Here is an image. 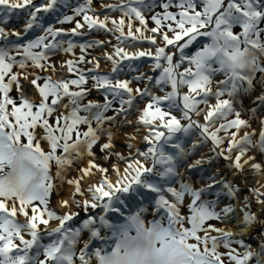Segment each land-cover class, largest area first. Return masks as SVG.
<instances>
[{"label":"snow or ice","instance_id":"1","mask_svg":"<svg viewBox=\"0 0 264 264\" xmlns=\"http://www.w3.org/2000/svg\"><path fill=\"white\" fill-rule=\"evenodd\" d=\"M92 4L93 0H84L68 15L61 12V7H71L68 0H40L39 3L0 0V264H250L253 259L255 264H264V243L259 250L252 249L243 240L234 241L233 231L211 223L227 225L235 221L237 228H248L254 222L264 224L259 220L264 215V192L251 189L257 203L262 205L259 212H253L252 197L245 196L241 201L239 187L223 177L217 179L218 173L205 186L196 188L181 179L176 187L175 178L180 175L177 165L187 158L188 150L182 143H173L177 133L188 134L196 127L205 140L211 139V151L228 160L230 168L242 173L247 165L256 173L264 171V166L250 155L253 151L264 154V119L259 120L258 133L251 125V121L259 119L257 108L264 106V0H178L177 14L168 11L173 0H167L162 4L164 12L152 15L157 27L151 29L146 27L143 8H151L152 4L145 0H119L117 4L101 5L122 12L118 20L109 16L101 19ZM47 16L55 17L61 25L74 22L75 27L68 30L56 27L46 23ZM77 16L83 22L76 20ZM16 17L22 18L23 24L10 28ZM133 17L143 30L138 27L133 31ZM125 18H128L127 24ZM162 21L174 22L175 26L166 25L173 33L171 37L161 31ZM109 22L112 28L108 27ZM236 27L241 31H234ZM85 28L118 33L116 39L121 44L148 40L156 45L159 33L163 44L156 46L154 53L151 50L130 53L118 46L114 53H105V57L112 62L111 73L117 74L122 71V61L151 57L153 69L160 70L155 85L161 88L170 85L171 90L156 95L148 86L134 89L129 80L86 74L80 64L93 63L95 69L100 66L95 57L92 61L85 59L87 50L110 41L76 44L72 39L62 38L65 34L83 36ZM37 30L41 34L27 38ZM146 31L153 35H145ZM198 38H207V42L189 55L187 50L194 42H200ZM169 46L175 51H166ZM77 47L81 49L79 57L61 62L76 78L53 80L51 76L29 71L30 68L55 71L51 57L61 50L73 53ZM127 67L135 70L131 63ZM218 73L224 79L216 81ZM89 79L93 82L92 88L103 90V102L84 103L92 90L88 87ZM134 79L151 82L154 78L141 73ZM22 81L37 90L39 101L27 98ZM257 85L260 92L253 99L256 106L249 110L248 119L242 118L244 110L239 98L241 94L253 92ZM14 87L19 100L11 96ZM182 87L187 92L182 93ZM145 97L148 102L138 110L137 123L148 129L143 137L149 145L147 151L133 150L134 146L127 143V156L114 152L111 125L123 117L120 126H131L133 122L127 116L136 109L137 98ZM117 101L119 106L114 107ZM109 111L114 115H106ZM174 111L181 112V117L174 115ZM193 114H203L204 123L194 120ZM103 136L107 137L100 145L101 152L107 153L104 159L115 155L125 163L124 176L116 182L107 178V168L96 163L93 148ZM132 138L128 136L129 140ZM166 145L176 151H166ZM85 156L90 159L86 167L79 169L81 176L66 181L74 185V194L70 200L60 201L61 207L71 202L89 213L79 227H72L68 222L79 213L58 214L50 207V197L57 191L56 181L63 182L74 162L83 161ZM149 159L150 164L144 163ZM202 163L198 159L187 167L196 168ZM94 169L103 177L85 190L81 186L83 179L92 175ZM113 170L119 175L117 165H113ZM217 188L221 191H216ZM85 191L90 199L75 198L84 196ZM129 193L145 197L154 194L155 210L160 218L146 223L143 213L147 209L140 207L127 215L123 223H112L106 214L123 216L118 205H124L122 196ZM208 194L216 198L208 199ZM186 197L190 202L185 205ZM224 198H231L235 203L220 207ZM182 207L189 210L187 215L182 213ZM96 209L102 212L93 215L92 210ZM19 216L24 220L20 221ZM53 220L59 222L58 226L49 228ZM85 231L89 237L82 241ZM81 241L82 247L78 248ZM94 242H101L100 246H94ZM234 242L245 250L237 252L232 246ZM221 245L226 252L219 251Z\"/></svg>","mask_w":264,"mask_h":264},{"label":"bare ground","instance_id":"2","mask_svg":"<svg viewBox=\"0 0 264 264\" xmlns=\"http://www.w3.org/2000/svg\"><path fill=\"white\" fill-rule=\"evenodd\" d=\"M105 1H109V2H103V4H117L118 2H119V0H105ZM36 2L37 3H39L40 2V0H36ZM68 2H69V4L71 5V3L70 2H79V0H68ZM84 2V0H80V3H83ZM72 6V5H71ZM98 7H100V6H98ZM97 7V8H98ZM68 8H64V7H61V12L63 13L64 11H66ZM96 11V10H95ZM67 12V11H66ZM117 14H121L119 11H117L116 12ZM96 14L101 18V19H103L104 17H102V16H109V17H112V18H120L122 15H111V14H103V13H101V14H99V12L97 13L96 12ZM51 20H52V23L56 26V27H62V28H64V25H61V24H58V23H56V19H55V17H53V16H47L46 17V23H50L51 22ZM81 22H83L82 21V19L80 20ZM129 21H127V23H128ZM23 24V19L22 18H19V17H16V18H14V20H13V22L9 25V27L10 28H19L21 25ZM108 25H112L111 24V22H109V24ZM75 27V26H74ZM67 28V27H66ZM135 28H137V27H134V25H133V31H135ZM67 29H71V28H67ZM87 30V28H85V29H83V31H86ZM97 30V29H96ZM142 30H143V28H142ZM96 33V32H95ZM103 33V32H102ZM127 33V27H126V31H125V34ZM39 34H41L40 32H39V30H37V32H35V33H32V34H30L27 38L28 39H31V38H34L35 37V35H39ZM145 35H147V36H149L150 35V33L148 32V31H146L145 33H144ZM95 35V36H94ZM93 36H94V38H97L99 41L100 40H103L104 39V37H100L99 36V34L98 35H96V34H94ZM106 35H108V34H106ZM168 35L171 37L172 35H173V33L172 32H168ZM85 36H87V35H85ZM78 37H80V36H71L70 34H65V36L64 37H62L63 39H72L73 40V42L74 43H76V44H78V41L77 42H75V40L76 39H78ZM92 37V36H91ZM115 37H116V35H115ZM159 37H161V36H159ZM159 37H157L159 40H162V38H159ZM87 38V37H86ZM12 39H15V37H13ZM88 40V39H87ZM104 41V40H103ZM205 41V38H201V40H200V43L202 44L203 42ZM138 44H140V45H142L143 47L145 46V42L144 41H140V42H138V43H136L135 45H138ZM158 44V43H157ZM163 44V42L161 41V43H160V46ZM197 43H195L194 42V44H193V46H195ZM134 45V46H135ZM106 46V45H105ZM124 47L125 48V50L126 51H128V52H135V51H138V50H151L153 53L155 52V47L156 46H159V45H156V46H154V45H152V48H147V47H144V48H136V47H134V46H132V47H125L124 45H119L118 43H113L111 46H109V47H107V48H105V49H100V50H98L99 52H98V55H97V58H98V60H99V68H100V70H95V71H109L110 73H111V67H112V62L111 61H109V60H107L106 59V57H105V53H114V50H115V48L116 47ZM80 48L79 47H77V48H75L74 50H73V53H64L62 50L61 51H59L58 53H57V57H55V61L56 62H58V64H56V66L61 70V71H63V72H68L67 71V68L66 67H62L61 66V62H63V61H66V60H69V59H75L76 57H78V55L80 54ZM193 51V50H192ZM141 58H143V57H141ZM151 57H144V61H145V59H147V60H149ZM177 59H178V54H177V57H176ZM140 59V58H139ZM139 59H137V60H134V62H133V64H134V66H132L133 67V69H135V70H129V68L127 67V68H123V67H121L122 68V71L124 72V71H126V73H127V75L128 76H133L132 75V73L133 72H135V71H137V70H139V68H141L142 66V64H143V62L142 63H140V64H137L135 61H138ZM51 60H53V59H51ZM146 60V61H147ZM130 62L129 61H127V60H125V61H122L121 62V66L122 65H124V64H129ZM152 65H153V63L149 66L152 70V77L154 78V80H155V78H157L159 75H160V70L159 69H154L153 70V67H152ZM185 67L187 66V64L185 63V65H184ZM93 67H95V66H93ZM31 69V68H30ZM29 69V71H32V70H30ZM182 69H183V67H182ZM35 71V70H34ZM121 71V72H122ZM182 71V70H181ZM52 72V71H51ZM49 73V72H48ZM157 74H159V75H157ZM47 75H50L52 78H54L55 80H60V79H62L61 78V76L62 75H57L56 73L55 74H53L52 75V73H49V74H47ZM66 75H68V73L66 74ZM23 83H24V86H25V95L27 96V98H29L30 100H36V101H39V96H38V94H37V90L34 88V87H32V86H30L29 84H28V82H26V81H22ZM150 82V81H149ZM152 82V81H151ZM150 82V83H151ZM167 87V86H166ZM161 87L160 86H158V85H156L155 86V88L152 90V92L153 93H155L156 95H164L165 93L164 92H162V89H160ZM167 90L168 91H170L171 90V88H170V85L168 86V88H167ZM259 90H260V88H258L257 90H256V93L254 94V96L253 97H251V98H248V100H244L243 98H241L240 99V101H242V106H243V112H242V118H245V119H248V116H249V110L252 108V107H255L256 105H254L253 104V99H254V97L256 96V94L258 95V93H259ZM181 92L183 93V92H187V90L186 89H184V88H181ZM94 101H95V99H94ZM67 102V101H66ZM213 103L215 102L214 100L212 101ZM143 103L144 102H141V103H139V105H143ZM138 105V106H139ZM239 106V105H238ZM140 109H143V106H142V108H140ZM61 111H64V109H60ZM177 113L175 114L177 117H180L181 116V112H179V111H176ZM139 112L136 114V116L135 117H133L132 118V122H133V124H132V127L134 128V127H136V126H139V125H142V124H139V123H136L137 122V120H138V116H139ZM257 116L259 117V119H257V120H260V119H264V106H261V107H258L257 108ZM193 119L194 120H196V121H198L200 124H203L204 123V116L202 115L201 117H199V118H197L194 114H193ZM185 122V121H184ZM257 121L256 120H253V121H251V125H252V128H254V129H256L257 130V133L259 132V129H260V127H261V125L259 124L257 127L255 126V123H256ZM260 123V122H259ZM258 124V123H257ZM138 128H134V130H137ZM134 130L133 129H130V130H128V133H127V136H124V131H122V136L123 137H125V139H128V136L129 135H135V133H134ZM138 130H142V129H138ZM148 130V129H147ZM161 130V129H160ZM245 130H247V129H245ZM161 131H166V130H164V129H162ZM192 131H194V129H192ZM197 133V135H196V137H193L192 138V144L193 145H197V144H199L200 146H201V143L204 141V136H202L201 135V131L199 130L198 131V129L195 127V131H194V133ZM114 133V132H113ZM241 135H243V132H241L240 133ZM113 136H115V135H113ZM142 137V136H141ZM177 137V136H176ZM107 138V137H106ZM255 138H257V137H255ZM123 139V138H122ZM124 140V139H123ZM122 140V141H123ZM139 141H140V138L138 139ZM138 140H134L133 138L132 139H130L129 141H132V142H134V141H137L138 142ZM103 141H105L104 139H103ZM102 141V142H103ZM177 141H176V138L173 140V143H176ZM213 144V143H212ZM45 147H46V145H45ZM120 147H122V146H117L116 148H117V151L119 152V153H121V154H123L125 151H126V149H123V148H120ZM193 147V146H192ZM126 148V147H125ZM165 148H166V151H168L169 152V150H170V152L172 153V151H173V148L171 147V145H166L165 146ZM200 149V148H199ZM134 150V149H133ZM126 153V152H125ZM196 153V152H195ZM211 153V152H210ZM202 155V154H201ZM250 155H254L255 156V161L256 162H258V163H261L262 164V166H264V157L262 156V154H260L259 152H256V151H253V152H251L250 153ZM203 156H199V158H196V159H194V160H192L191 161V164L192 163H194V161H196V160H198V159H204V160H207L205 163H204V165L202 164V165H200V166H197V168H188V167H186L185 165H181V163H179L178 165H177V167H178V171H179V173L182 175L181 176V178L183 177V179H187L188 180V182H190V183H192L193 185H194V187H196V188H199V187H202V186H205L207 183H209V178L213 175V174H216V173H218L219 175H217V179H220V177H221V173H220V171L222 170V172H225V173H231L230 174V176H229V178L230 179H232V178H235L237 181H239V179H240V181L242 182V183H244L245 184V186H244V188L243 189H241L240 191H239V196H240V200L242 201L243 200V198L245 197V196H250V197H252V198H254V195L252 194V192H251V189L252 188H259L260 189V191L261 192H264V171H262V172H260V173H256V172H254L251 168H250V166H245V168H244V170H243V172L242 173H240V172H237L236 170H234V169H232V168H230L229 167V161L228 160H225V163H227V164H224L223 166H217V165H215L214 164V166H216V168H214L213 169V174L211 173V172H209V174L208 175H206V177L205 178H203L202 177V175H203V172L207 169V168H209V166H213V164H212V162L213 161H215L214 160V158L216 157V155H215V153L213 154L212 153V155H207V156H204V158H202ZM210 158H213V159H211V162H209V160H210ZM90 159V157H87V156H85L84 157V159H83V161H81V164H79L78 165V167H77V170L75 171H72V175L68 178V180H71V179H74V178H77V177H80L81 176V173H80V171H79V169L80 168H83V167H86L87 166V163H88V160ZM115 159V161L116 160H118V158L116 157V158H114ZM103 163H105V162H103V161H101V162H97V164H100V165H102V166H106V164H103ZM116 163V164H115ZM113 162V163H111V165H108L109 166V168H110V174H109V180H111V181H113V182H116L119 178H122L123 176H124V168H125V165L124 164H118V163H120L119 161L117 162ZM217 163V162H216ZM224 163V162H223ZM117 165L118 167H119V169H120V172H119V175H117V173L113 170V165ZM146 164H148V163H146ZM183 164V163H182ZM209 165V166H208ZM98 174H100L101 175V173L98 171V170H93V172H92V175H90V176H87V177H85L84 179H83V183H82V185L87 189V187L89 186V185H92V184H96V183H98L101 179H102V177L101 178H99V177H97L98 176ZM198 175H200V178L202 179L201 181V184L199 185V186H197V183L199 182V178H198ZM224 175H226V174H224ZM204 176V175H203ZM67 181V180H66ZM66 181H64L61 185H62V190H61V192L60 193H57V195L54 197V206H55V208L57 209V210H61V211H64V212H78L79 210H77V211H75V205L74 204H72L71 202L69 203V205L67 206V207H61V205H60V201H62V200H64V199H69L70 200V197L74 194V192H75V187H74V185H69ZM59 184V183H58ZM85 189V190H86ZM218 189V188H217ZM217 189H216V191H217ZM131 194V195H130ZM130 194H126L125 196H129L130 198V200H126L125 201V203H124V205H118L121 209H122V211H123V213H124V215L123 216H121L119 213H111V214H106L107 215V218L112 222V223H115V224H118V223H123L124 221L123 220H125V217L127 216V215H129V214H132V213H134V212H136L140 207H145L146 209L148 208V210H147V212L146 213H143V218L147 221H151V220H154V219H159L160 218V216L159 215H157V213H156V210H155V204H154V194H150V195H148L147 197H145V196H143V195H140V194H138V193H130ZM124 197V196H123ZM91 197H90V194H88L87 192H85V195L81 198V201L83 200V199H90ZM126 198V197H125ZM124 198V199H125ZM206 198H208V199H215L216 197L214 196V195H212V194H208L207 196H206ZM253 201V200H252ZM190 202V198H187L186 197V199H185V204H187V203H189ZM254 202V201H253ZM255 203V208H256V211L255 212H259V209L262 207V205H260V204H258L257 203V201H255L254 202ZM181 211H182V213L184 214L186 211L184 210V209H181ZM92 212L94 213V215H96V214H98V213H101L102 212V210L101 209H97V211L96 210H92ZM97 212V213H96ZM63 213V212H62ZM79 214H81V213H79ZM82 215H79L78 217H74L73 218V221L72 222H68L70 225H74V224H76L80 219V217H81ZM84 216L85 217H87L88 216V213H85L84 214ZM122 218H121V217ZM119 217L122 219V220H119ZM147 217H148V219H147ZM97 219H98V216H97ZM150 219V220H149ZM259 220H262V221H264V215H260L259 216ZM58 221H53V222H51L50 223V225H49V228H55V227H57L58 226ZM82 223V222H81ZM225 226V230H231V231H233L234 233H235V235H234V237H233V239H235V240H243L244 242H245V244L246 245H248V246H250L252 249H255V250H259V248H260V245L262 244V243H264V238H261L260 237V235H258V232L261 230V225H260V223L259 222H254L251 226H249L248 228H237L236 226H235V221H232V222H230L229 224H227V225H224ZM77 227V226H76ZM259 228V229H258ZM264 228V227H263ZM107 235H111V233L108 231V230H103ZM213 235H217V233H212ZM83 235H84V239L83 240H87L88 239V237H89V233H87L86 231L85 232H83ZM257 237H260L261 239L259 240ZM46 239V238H45ZM45 242H46V240H45ZM100 243L101 242H94V246H100Z\"/></svg>","mask_w":264,"mask_h":264},{"label":"rangeland","instance_id":"3","mask_svg":"<svg viewBox=\"0 0 264 264\" xmlns=\"http://www.w3.org/2000/svg\"><path fill=\"white\" fill-rule=\"evenodd\" d=\"M103 2H109V1H105V0H93V4H92V7L96 10V12L98 13L99 12V14H101V13H103V14H111V15H122V12H120L119 10H113V9H106V8H102L101 7V5L103 4ZM165 2H167V0H145V3H150V4H152V7L151 8H143V14L145 15V18H146V27H147V29H151V28H155V27H157V25L155 24V21H153L152 19H151V17H152V15H155V14H162L163 12H164V9H163V7H162V4L163 3H165ZM71 3V7H68V9L66 10V11H64L63 13H66V14H68V15H72L73 14V12H72V8H74V5L75 6H77L78 4H81L80 3V0H79V2H70ZM176 3H178V0H173V6L172 7H170L169 9H168V11H170V12H172L173 14H177L179 11H180V9L178 8V7H176L175 6V4ZM109 4V3H108ZM98 6H100V7H98ZM133 6H139V7H143V6H140V5H133ZM98 7V8H97ZM117 11H119L121 14H117L116 12ZM90 15L92 14V13H89ZM102 17H104V16H102ZM76 20H81L82 19V17H80V16H77L76 18H75ZM115 19H119V18H115ZM125 21H126V24H127V21H128V18H125ZM132 23H133V25H134V27H140V28H143V26H141L140 25V23H139V21L138 20H135V18L133 17L132 18V21H131ZM49 23V22H48ZM50 23H52V20H51V22ZM169 23H172V25L173 26H175V24H174V22H169V21H162V25L160 26V28H161V31H166V32H171V31H169L168 30V28L166 27V25L167 24H169ZM53 24V23H52ZM109 24V23H108ZM62 25H64V29H66V30H68L67 28H73L74 26H75V23L74 22H69V23H65V24H62ZM67 27V28H66ZM108 27L109 28H112V25H108ZM124 31H126V27H125V29H124ZM127 31H128V29H127ZM234 31H236V32H239V31H241V29L239 28V27H236L235 29H234ZM86 34L85 35H87L86 37V41L87 42H90V41H93V40H98L97 38H94V34H96V35H98L99 34V36L100 37H104V41H110V43H106V44H104V45H102V46H97V47H94V48H90V49H88L87 50V53L85 54V59L87 60V61H92V59H93V57H95V58H97V55H98V50H100L101 48L102 49H105V48H107V47H109V46H111L113 43H118L119 45H124L125 47H132V46H134L136 43H138V42H140V41H144L145 42V46L144 47H147V48H152V43L150 42V41H148V40H137V41H127V42H124L123 44H121V42L120 41H117V39H116V37H115V35H118V33H116V34H113V33H110V32H106L105 30H102V29H95V30H91V31H89L88 29L86 30V31H84ZM96 32V33H95ZM103 32V33H102ZM149 33H150V35H153L150 31H148ZM106 34H108V35H106ZM85 35H83V37L85 36ZM94 35V36H93ZM149 35V36H150ZM92 36V37H91ZM160 35H159V33H157L156 34V40H157V43H156V45H159L160 46V43H161V41L162 40H159L157 37H159ZM159 38H162V37H159ZM88 39V40H87ZM198 39H200L201 40V38H198ZM77 40V39H76ZM103 40H100V41H103ZM99 41V40H98ZM163 42V41H162ZM203 43H205V41L203 42ZM202 43V44H203ZM202 44L199 42V43H197L195 46H191V49L193 50L192 51V54L199 48V47H202ZM106 45V46H105ZM131 45V46H130ZM156 45H154V46H156ZM134 47H138V48H144L142 45H140V44H138V45H135ZM175 51V49H172L171 48V46H169L168 47V49H166V51ZM191 54V55H192ZM81 55V50H80V54L78 55V57ZM55 57H57V54L55 55V56H52L51 57V59H53L52 60V62L55 64V71H53V70H51V69H49L48 71H45V72H41L40 70H35V71H37L38 73H39V75H41V76H50V75H47V74H49V73H52V75L53 74H57V75H62L61 76V78L62 79H68V80H70V79H74V78H76V75H75V73H69V72H63V71H61L57 66H56V64H58V62H56L55 61ZM18 59H19V57H18ZM98 59V58H97ZM147 59H145V61H144V57L143 58H140L138 61H135L137 64H140V63H142L143 62V64L141 65L142 67L139 69V70H137V71H135V72H133L132 73V75L133 76H128L127 75V73H126V71H120L118 74L117 73H110L109 71H95V70H100V68L99 69H95V67H93L94 66V64L93 63H84V64H80L79 65V67L80 68H82V69H84L85 71H86V74H88L89 76L90 75H109L110 77H114V78H116V79H124V80H129V81H131L132 83H131V86L135 89V88H137V87H139V88H141V89H143V88H145V86H148L149 88H150V90L152 91L154 88H155V83H154V79H153V81L150 83L147 79H143V80H136V79H134L136 76H138V75H140L141 73H144V74H146V76H151L152 77V75L154 74H152V69L150 68L151 66V64L152 63H154V61H153V59L152 58H150L149 60H147ZM133 62L134 61H131L130 63L132 64V66H134V64H133ZM127 66V64H124V65H122L121 67H123V68H127L126 67ZM150 66V67H149ZM185 67V66H184ZM89 69H95L94 71H92V72H90V73H88L87 72V70H89ZM30 70H32V71H34V69H30ZM154 70V69H153ZM180 70H183L182 68L180 69ZM13 71H17V69L16 68H14L13 69ZM52 71V72H51ZM49 72V73H48ZM68 73V75H66ZM157 75H159V74H157ZM52 78V77H51ZM53 80H55L54 78H52ZM222 79H224V76H223V74H217L216 76H215V80L216 81H219V80H222ZM257 79H259V74L257 75ZM92 81L89 79V81H88V87L89 88H91L92 90H91V92L89 93V95L86 97V99H85V101H84V103H87L89 100L90 101H94V99H95V101L96 102H103L104 101V99H105V95H104V92H103V90L101 89V90H97V89H95V88H92ZM70 87H72V86H70ZM258 85H257V88L253 91V92H250V93H247V94H241V96H240V98L239 99H241V98H243L245 101L246 100H248V98H251V97H253L254 96V94L256 93V90L258 89ZM167 88H168V86L166 87H163V88H160V89H162V92H164V93H166L168 90H167ZM183 88V87H182ZM187 89V88H186ZM73 90H75L74 88H73ZM259 92H260V90H259ZM253 95V96H252ZM257 95V94H256ZM258 95H259V93H258ZM11 96L13 97V98H15V99H17V100H19V93L16 91V89H15V87L13 88V90H12V92H11ZM67 100H65V103H67L66 102ZM141 102H144L143 103V105H139V103H141ZM148 102V98L147 97H145L144 99H140V98H137V102H136V109H134V110H132L131 112H130V114L127 116V119L128 120H132V118L133 117H135L136 116V114L139 112L138 110L140 109V108H142V106L144 107L145 106V104ZM139 105V106H138ZM114 107H118L119 106V104H118V101L113 105ZM61 111V110H60ZM65 111V110H64ZM177 112L176 111H174V115L176 114ZM82 115L84 114V113H81ZM106 115H108V116H112V115H114V113L112 112V111H109V112H107L106 113ZM203 114H201L200 116H196L197 118H199V117H201ZM181 117V116H180ZM121 120H123V117H121V119L120 120H118V121H115L112 125H111V127H112V131L114 132V135L115 136H113V142H114V145H115V147H114V149H113V151L114 152H118L117 151V146H122V147H120V148H123V149H126V153L124 152L123 153V155L124 156H127L128 155V152H129V149L126 147V144L127 143H131L133 146H134V150L135 149H139L140 151H147V148H148V144L144 141V139H143V137L148 133V130H147V128L145 127V126H143V125H139V126H136V127H134V128H138V129H142V130H134V128L132 127V125L131 126H127V125H124V126H120V124H121ZM257 122L255 123V126L257 127L260 123H259V120H256ZM52 122H54L53 120H50V123H52ZM137 123V122H136ZM182 123H185L183 120H182ZM258 123V124H257ZM133 124V123H132ZM93 126H95V125H93ZM83 127V126H82ZM105 127L107 128V127H109V125L108 124H105ZM130 129H133L134 130V133H135V135H133V139L134 140H138L139 138H140V141L138 140V142L137 141H134V142H132V141H129V139H125V137H123L122 136V131H124V136H127V133H128V130H130ZM163 128H161V130H162ZM192 129H194V131H195V127H193ZM192 129L190 130V132L188 133V134H183V133H177V137H175L176 138V141L177 142H179V143H182V145L188 150V156H187V158L185 159V160H183V161H181L180 163H181V165H185L186 167H187V165L188 164H191V161L192 160H194V159H196V158H199V156H203L202 158H204V156H207V155H212V153L214 154V152H212L211 151V149L213 148V144H212V142H211V139L210 138H208L207 140H205V138H204V141L201 143V146H199L198 148H194V147H192L193 146V144H192V138L193 137H196V135H197V133L195 132L194 133V131H192ZM198 129V128H197ZM198 131H199V129H198ZM220 135H224V133H220ZM142 136V137H141ZM184 136H187L186 138L187 139H190V142H188V140H186L185 138H184ZM124 140H123V139ZM174 138V139H175ZM255 138V137H254ZM103 139L105 140V141H103ZM123 140V141H122ZM186 140V141H185ZM103 141V142H102ZM107 141V138H106V136H103V137H101V140L94 146V148H93V151L95 152V155H96V163L97 162H101V161H103V162H105V163H103V164H106V166H103L104 168H107L109 171H108V177L107 178H109V174H110V168H109V166L108 165H111V163H115L116 161L118 162H120V163H118V164H124L125 165V163L123 162V161H120V160H116L115 161V159L114 158H116V156L115 155H112L108 160H105L104 159V156L105 155H107V153L106 152H101V150H100V145L101 144H103L104 142H106ZM192 141V142H191ZM46 147H47V145H46ZM126 147V148H125ZM223 147H227V143H225L224 145H223ZM200 148V149H199ZM176 150L175 149H173V151H172V153H174ZM169 152H170V150H169ZM196 152V153H195ZM211 152V153H210ZM171 153V152H170ZM202 154V155H201ZM215 155H216V153H215ZM263 155V154H262ZM264 157V156H263ZM203 160V165H204V163L207 161V160H204V159H202ZM214 160L215 161H213L212 162V164H213V166H209V168H210V172L213 174V169L214 168H216V166H214V164L215 165H217V166H223L224 164H227V163H225V159L223 158V157H220V156H217L216 155V157L214 158ZM150 159L148 160V161H144V163H148V164H150ZM195 162V161H194ZM217 162V163H216ZM224 162V163H223ZM183 163V164H182ZM79 164H81V161L80 162H74V166L72 167V168H70L67 172H66V175H65V180L64 181H66V180H68V178L72 175L71 173H72V171H76L77 170V167H78V165ZM116 164V163H115ZM114 164V165H115ZM201 164V165H202ZM197 168V167H196ZM55 167H53V169H52V172L54 173L55 172ZM223 170V169H222ZM222 170L220 171V173H221V177H223L224 179H226V180H228V181H231V182H234L235 183V185H237L238 187H239V189L241 190V189H243L244 188V186H245V184L244 183H242L241 181H240V179H239V181H237L235 178H232V179H230L229 178V176H230V174L231 173H225V172H222ZM209 174V173H208ZM224 174H226V175H224ZM181 174L179 175V176H177L175 179H176V184H175V186L176 187H179V182H180V180L181 179H183V177L181 178ZM97 177H99V178H101V177H103V174L101 173V175L100 174H98V176ZM220 177V178H221ZM198 178L200 179L199 180V182L197 183V186H199L200 184H201V178H200V175H198ZM184 180V182H188V180L186 179H183ZM63 181V182H64ZM63 182H61V181H56V183H57V185H58V187H57V191L55 192V193H53L52 195H51V197H50V207L52 208V209H54L58 214H63V213H66V212H64V211H59V210H57L56 208H55V206H54V197L57 195V193H60L61 192V190H62V183ZM59 183V184H58ZM84 189H86L83 185H81ZM86 192V191H85ZM130 194V193H129ZM131 195V194H130ZM238 195H239V193H238ZM83 196H80V195H76L75 196V198L77 199V200H81V198H82ZM126 197V198H125ZM240 197V196H239ZM122 198H125V201L126 200H130L129 198V196H122ZM252 200L255 202L256 201V198H255V196H254V198H252ZM252 201V205H251V209H252V211L253 212H255L256 211V208H255V203ZM229 202H232V203H235V201L234 200H231V198H224V199H222V201H221V204H220V207H223L225 204H228ZM75 205V204H74ZM186 205V204H185ZM75 211H77V210H79L78 211V213H81V214H79V215H82L79 219V221L76 223V224H74V225H70V226H72V227H79L80 226V224H81V222H83V219H86L87 217H85L84 216V214L85 213H88V212H84V211H82V209L81 208H78L76 205H75ZM181 209H184L186 212L184 213L185 215H187L188 213H189V210L187 209V207H182ZM147 210H148V208H147ZM147 210L144 212V213H146L147 212ZM96 211H97V209H96ZM63 212V213H62ZM71 212V211H70ZM97 213V212H96ZM78 215V216H79ZM88 215H89V213H88ZM93 215H94V213H93ZM46 218V217H45ZM18 219L20 220V221H23L24 220V217L23 216H19L18 217ZM147 219H148V217H147ZM150 220V219H149ZM53 221H55V220H53ZM53 221H50V223L51 222H53ZM145 222L147 223L148 222V220L146 221L145 220ZM50 223H49V225H50ZM211 223L212 224H215L217 227H224L225 228V224H222V223H219V222H217V221H211ZM261 226V230L258 232V235H260V237L262 238V237H264V224H260ZM42 228H43V225L41 226ZM49 227V226H48ZM259 229V228H258ZM260 237H257L259 240L261 239ZM26 238H30V237H28L27 235H26ZM83 239H84V235H83V233H82V241H83ZM46 242H48V238L46 237ZM45 240H44V242H45ZM234 241H235V239H233ZM82 241H81V244L80 245H78V248L79 247H82ZM45 242V243H46ZM234 248H236V250H237V252H243L245 249H244V247L243 246H241V245H239V244H236L235 242L233 243V245H232ZM219 251L221 252V253H224V252H226L227 250L221 245V247L219 248ZM41 258H43V257H41ZM225 260H226V257H225ZM250 264H255V260L253 259L252 261H250Z\"/></svg>","mask_w":264,"mask_h":264},{"label":"water","instance_id":"4","mask_svg":"<svg viewBox=\"0 0 264 264\" xmlns=\"http://www.w3.org/2000/svg\"><path fill=\"white\" fill-rule=\"evenodd\" d=\"M86 39V36L82 39V41H84ZM207 41V39H205V42ZM188 51V54L189 55H191L192 54V49H191V46L189 47V49L187 50ZM140 69V68H139ZM186 140H188V142H190V139H186ZM185 140V141H186ZM210 172V168H207L204 172H203V175H202V177L203 178H205L206 177V175H208V173ZM217 191H219L218 189H217ZM121 217V216H120ZM119 217V220H122L121 218ZM124 221V220H123Z\"/></svg>","mask_w":264,"mask_h":264},{"label":"flooded vegetation","instance_id":"5","mask_svg":"<svg viewBox=\"0 0 264 264\" xmlns=\"http://www.w3.org/2000/svg\"><path fill=\"white\" fill-rule=\"evenodd\" d=\"M114 123V122H113Z\"/></svg>","mask_w":264,"mask_h":264}]
</instances>
